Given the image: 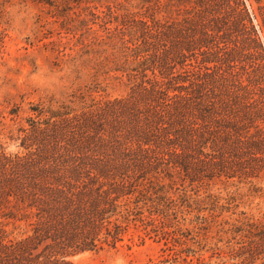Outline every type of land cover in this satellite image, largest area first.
<instances>
[{"label":"trees","instance_id":"1","mask_svg":"<svg viewBox=\"0 0 264 264\" xmlns=\"http://www.w3.org/2000/svg\"><path fill=\"white\" fill-rule=\"evenodd\" d=\"M143 1L120 21L126 93L38 105L17 150L0 145V264H72L131 216L163 218L172 194L190 207L189 188L264 175V0ZM236 230L264 247V223Z\"/></svg>","mask_w":264,"mask_h":264},{"label":"rangeland","instance_id":"2","mask_svg":"<svg viewBox=\"0 0 264 264\" xmlns=\"http://www.w3.org/2000/svg\"><path fill=\"white\" fill-rule=\"evenodd\" d=\"M145 6L143 0H0V145L7 152L17 150L18 130L38 105L71 101L79 106L126 93L125 76L114 72L124 67L123 41L129 40L120 21ZM248 8L256 12L253 2ZM176 15L171 1L156 16ZM188 190L190 207L180 206L179 193L172 194L179 206L163 218L152 216L156 221L149 222L145 212L139 222L131 216L114 248L77 254L70 262L264 264V247L236 230L245 222L264 223V175ZM5 223L13 230V221Z\"/></svg>","mask_w":264,"mask_h":264}]
</instances>
